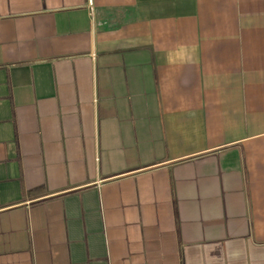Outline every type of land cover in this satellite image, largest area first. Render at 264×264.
I'll use <instances>...</instances> for the list:
<instances>
[{
	"label": "crops",
	"instance_id": "0c3cea01",
	"mask_svg": "<svg viewBox=\"0 0 264 264\" xmlns=\"http://www.w3.org/2000/svg\"><path fill=\"white\" fill-rule=\"evenodd\" d=\"M0 264H264V0H0Z\"/></svg>",
	"mask_w": 264,
	"mask_h": 264
}]
</instances>
